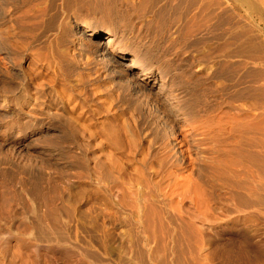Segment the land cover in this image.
<instances>
[{"label":"bare ground","instance_id":"bare-ground-1","mask_svg":"<svg viewBox=\"0 0 264 264\" xmlns=\"http://www.w3.org/2000/svg\"><path fill=\"white\" fill-rule=\"evenodd\" d=\"M233 12L229 0H0V221L28 196L27 229L54 233L77 180L105 226H128L137 264L144 251L186 264L219 205H264L260 48Z\"/></svg>","mask_w":264,"mask_h":264},{"label":"rangeland","instance_id":"rangeland-1","mask_svg":"<svg viewBox=\"0 0 264 264\" xmlns=\"http://www.w3.org/2000/svg\"><path fill=\"white\" fill-rule=\"evenodd\" d=\"M229 1L238 26H244L251 41L260 48L258 69L264 73V0ZM222 83L218 79L215 85L219 88ZM126 167L121 178L135 173L131 165ZM43 173L48 176L51 172ZM83 185L74 180L61 191L60 219L53 227L54 233L29 231L25 223L35 218L31 209L35 203L28 196L12 200L0 221V264H137L138 251L125 250L128 226H105L97 210L85 203ZM219 206L199 223L201 250L187 251L186 264H264V205L242 209ZM69 207L74 209L72 215L67 214ZM140 234L134 235V241L153 245L151 240L143 241ZM144 253L145 264H159L153 254ZM165 256L171 260L175 254L168 252Z\"/></svg>","mask_w":264,"mask_h":264}]
</instances>
